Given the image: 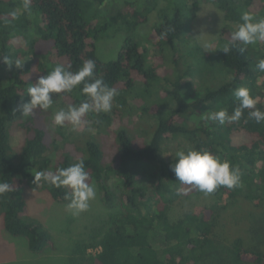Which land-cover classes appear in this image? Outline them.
<instances>
[{
    "label": "trees",
    "instance_id": "16d2710c",
    "mask_svg": "<svg viewBox=\"0 0 264 264\" xmlns=\"http://www.w3.org/2000/svg\"><path fill=\"white\" fill-rule=\"evenodd\" d=\"M104 2L31 0L25 12L23 0H0V181L14 189L0 196L3 231L23 240L31 256L52 247L50 232L28 214L25 190L69 202V189L34 182V175L83 160L108 215L99 232L74 243L65 264H264V123L250 118L248 109L238 123L206 118L221 108L231 114L239 87L248 88L264 111V72L255 67L264 58V42L244 51L237 42L228 54L222 51L233 43L243 11L264 18V0H125L113 15L86 21L85 13L98 12ZM201 4L221 21L207 52L200 44L203 31L193 25ZM150 22L151 42L143 47L131 33L139 26L151 29ZM106 28L125 35L108 62L96 54L100 29ZM89 59L96 77L118 93L110 113H90L86 126L75 131L57 127L53 113L85 99L77 89L53 95L47 112L21 117L18 107L41 75L58 64L77 71ZM143 121L145 128L134 134L133 124ZM170 140L179 143L168 158ZM190 150H206L238 167L241 186L205 195L181 184L170 166L178 152ZM200 196L209 202H190Z\"/></svg>",
    "mask_w": 264,
    "mask_h": 264
},
{
    "label": "clouds",
    "instance_id": "9594fccd",
    "mask_svg": "<svg viewBox=\"0 0 264 264\" xmlns=\"http://www.w3.org/2000/svg\"><path fill=\"white\" fill-rule=\"evenodd\" d=\"M25 12L31 11V0H23ZM13 19L17 13H10ZM237 30L231 34V44L223 46V53L228 54L238 42L241 51L247 46L264 42V18L256 19L253 13L243 11ZM201 46L207 52L214 45L211 40H201ZM4 63L13 64L4 58ZM20 67L19 63H15ZM256 69L264 72V58L258 59ZM79 90L85 98L78 105H69L67 109L60 108L53 113V122L57 127L71 125L72 129L84 128L87 124L86 117L90 114H108L112 111L115 99L118 95L115 88L109 87L102 78L96 77V63L86 60L77 71H71L63 65H56L46 75H41L35 84H32L27 95L30 99L19 105L18 110L21 117H30L34 111L47 112L53 108V95L69 94ZM233 95L238 105L229 114L226 108L209 112L207 119L218 122L220 125L226 123H238L246 109L250 110L248 115L257 124L264 123V111L256 107L257 98L253 97L246 87L233 90ZM175 163L170 170L175 174L177 180L183 185H189L203 192L205 195L214 193L219 187L233 190L241 186V172L238 167H233L228 161H221L218 157L206 150L180 151ZM43 181L56 188H67L70 190V202L66 209L77 217L89 209L90 202L96 198V188L90 184L89 173L85 169V163L80 160L68 167L57 168L55 171H39L34 175V182ZM12 184L0 181V196L13 191Z\"/></svg>",
    "mask_w": 264,
    "mask_h": 264
},
{
    "label": "rangeland",
    "instance_id": "374dc122",
    "mask_svg": "<svg viewBox=\"0 0 264 264\" xmlns=\"http://www.w3.org/2000/svg\"><path fill=\"white\" fill-rule=\"evenodd\" d=\"M104 1L103 6L98 12H94L91 9L87 14L85 13L86 21L88 20L89 23L94 24L98 21V17L104 18L108 15H113L120 10L125 0ZM197 1L202 3V0ZM169 4L177 5L172 1ZM181 6L182 3H180L179 7ZM211 11L207 5L201 4L195 24L193 23L198 33L203 31V38L205 40H211L213 36L217 35L221 25L220 18ZM185 17L183 20L189 22L190 17ZM149 24L152 25L151 29L150 26H147V30L145 27L142 28V26H139L133 34L131 33L132 38L137 43L143 45V47H146L151 42L150 36L154 24L152 22ZM124 37L125 35L123 33H113L112 28L100 29V38L96 44V54L99 59L106 62L115 60L124 42ZM175 50L177 51L176 48ZM37 58L40 60L41 55H37ZM160 73L161 75L164 73V68L160 69ZM26 75L28 76L27 73ZM27 79L29 80V77ZM195 82L198 83L197 81ZM202 91L198 90L195 94L200 95ZM64 105L65 109L69 106L68 103ZM66 126L68 129H72L71 125L67 124ZM144 128V121L137 122L132 126L133 133L136 135L142 132ZM12 139L14 145L19 144V135L17 133L12 136ZM178 143V140L169 141L166 157L169 158L172 156L173 146ZM145 171L148 170L140 171V175H143ZM146 178L148 177L146 176ZM95 188L96 198L90 202L89 209L77 217H73L66 209V204L70 201L67 203H57L52 201L49 195L43 190L26 189L24 199L27 204L28 214L31 218L40 221L47 228L52 236L53 246L47 248L40 256H31L29 253H24V250H26L25 242L23 240L12 239L6 235L0 223V264H65L74 243L76 241H86L93 233L99 232L107 218L108 211L100 200V194L96 185ZM190 202L194 205L203 206L209 202V198L200 196L198 198H191ZM89 252L94 253L92 250H89Z\"/></svg>",
    "mask_w": 264,
    "mask_h": 264
}]
</instances>
